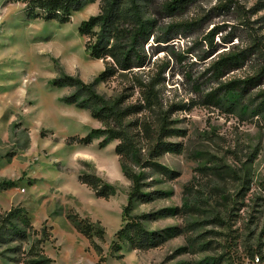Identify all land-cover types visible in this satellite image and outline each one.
<instances>
[{
	"label": "rangeland",
	"instance_id": "obj_1",
	"mask_svg": "<svg viewBox=\"0 0 264 264\" xmlns=\"http://www.w3.org/2000/svg\"><path fill=\"white\" fill-rule=\"evenodd\" d=\"M25 1L0 0V184H14L0 191V238L9 239L0 241V264H24L45 226L52 238L39 251L57 264H264V115H255L259 102L251 99L264 84L237 105L221 108L205 100L260 70L263 63L253 56L242 68L208 79L222 56L252 45L251 33L264 42V0H235L240 8L227 11L217 9L218 0H197L175 15L163 9L170 0H150L145 16L155 14L156 34L171 40L156 44L151 38V64L144 71L96 86L111 105L121 100L122 108L139 106L136 78L149 83L160 74L156 89L165 113L174 107L171 133L163 139L170 145L166 152H154L158 112L123 122L139 150L128 166L144 174L146 201L136 202L132 214L148 216L143 223L151 232L176 230L147 251L116 238L132 189L116 154L119 141L105 148L103 138L88 146L72 141L105 126L90 111L63 101L75 89L52 85L62 74L89 84L104 70V61L89 57L88 38L79 33L101 4L62 25L29 18ZM245 18L253 30L243 25ZM217 31L211 47L207 37ZM83 174L97 175L116 194L97 198L79 181ZM14 208L24 209L38 232L27 229L26 242L9 234L18 225L6 222ZM76 216L93 226L91 239L75 228Z\"/></svg>",
	"mask_w": 264,
	"mask_h": 264
},
{
	"label": "trees",
	"instance_id": "obj_2",
	"mask_svg": "<svg viewBox=\"0 0 264 264\" xmlns=\"http://www.w3.org/2000/svg\"><path fill=\"white\" fill-rule=\"evenodd\" d=\"M100 2L99 15L92 16L85 20L79 26L81 36L88 38L86 51L89 57L96 61H104L105 70L89 84L84 83L79 77H73L62 74L52 83L55 88H73L75 93L64 98L68 105H75L80 109L88 110L92 118L102 122L105 129H93L84 138H72V141L80 145H91L94 140L102 139L100 148H105L113 141H119L116 146V154L121 159V168L124 176L132 183V189L128 197V204L124 208V225L116 234L120 242H127L133 250L147 251L163 244L166 237L171 232L166 233L151 232L146 229L143 220L148 216H134L133 210L136 202L146 201V195L143 192L142 173L135 172L128 164L137 159L138 146L130 137L123 122L129 116L139 113H159V141L154 152L162 153L170 150V145L163 142L167 134L171 133L168 129L169 114L174 107L167 113L164 111L163 102L160 99L159 91L156 86L159 84L158 78H154L149 83H144L136 78L138 88L142 94V102L139 106H129L122 108V101L117 100L112 105L99 95L96 86L99 83H106L118 75H135L136 70L144 71L151 64V57L147 52L148 44L151 38L154 43H167L171 38L162 37L156 34L157 19L155 14L150 17L145 16L144 7L150 0H29L27 4L28 17L31 19H42L45 22L56 21L62 25L69 24L73 15L86 7ZM197 0H170L163 3V9L167 14L175 15L185 11L191 4ZM219 10H230L232 7L240 8L235 0H218ZM245 26L253 30L250 22L245 18ZM217 32H213L207 37L211 47H214V37ZM230 40H226L229 43ZM252 45L240 52H231L222 56L209 70L211 74L208 79L218 80L228 72L242 68L252 59L258 57L263 63L256 75L243 80H234L222 85L216 91L205 96L206 103L216 107H225L227 103H241L250 94V91L264 84V42L263 38L258 37L256 33H251ZM159 46V45H158ZM149 46L148 48H151ZM111 62H109V61ZM258 104L255 108V115H264V91L260 92L255 99ZM255 103V102H254ZM79 181L91 189L97 198L110 199L116 194V189L104 182L94 174H83L79 176ZM13 183L0 184V191L13 187ZM18 221V225H11L14 241L26 242L30 239L28 230L38 233L34 230L30 219L22 208L12 209L6 216V222ZM75 228L78 232L91 239L93 226L88 221L80 220L79 217L72 218ZM23 227V228H22ZM3 231V229L1 230ZM2 234V232H1ZM42 238L37 240L27 254L24 264H57L51 258L45 256L40 250V246L52 238L48 232L47 226L41 231ZM101 235H104L101 232ZM1 243H8L9 239L0 238ZM114 246L120 250V245L114 243ZM21 263V262H20Z\"/></svg>",
	"mask_w": 264,
	"mask_h": 264
},
{
	"label": "built area",
	"instance_id": "obj_3",
	"mask_svg": "<svg viewBox=\"0 0 264 264\" xmlns=\"http://www.w3.org/2000/svg\"><path fill=\"white\" fill-rule=\"evenodd\" d=\"M259 261H260V259L257 257L256 258V262L259 263ZM247 264H249V263H247Z\"/></svg>",
	"mask_w": 264,
	"mask_h": 264
},
{
	"label": "crops",
	"instance_id": "obj_4",
	"mask_svg": "<svg viewBox=\"0 0 264 264\" xmlns=\"http://www.w3.org/2000/svg\"><path fill=\"white\" fill-rule=\"evenodd\" d=\"M93 5H94V4H93ZM90 6H92V5H90ZM90 6H89V7H90ZM104 70H105V66H104ZM104 70H103V71H104ZM103 71H102V72H103ZM102 72H101V73H102Z\"/></svg>",
	"mask_w": 264,
	"mask_h": 264
}]
</instances>
